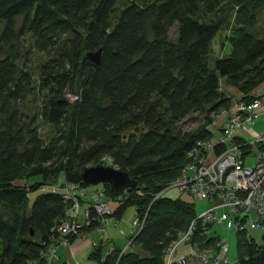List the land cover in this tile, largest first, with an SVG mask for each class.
Returning a JSON list of instances; mask_svg holds the SVG:
<instances>
[{"label":"trees","instance_id":"trees-1","mask_svg":"<svg viewBox=\"0 0 264 264\" xmlns=\"http://www.w3.org/2000/svg\"><path fill=\"white\" fill-rule=\"evenodd\" d=\"M226 3L236 9L232 52L213 58ZM28 35L35 49L52 52L41 66L43 104L30 123L12 102L35 90V76L10 56ZM100 49L96 65L88 54ZM0 54V264L41 262L60 237L54 228L70 203L53 186L30 203L29 192L42 187L39 178L62 173L61 186H86L82 168L103 156L136 183L120 192L104 187L117 202L113 217L135 207L145 219L132 244L147 254L114 250L104 264H165L167 249L197 213L194 202L156 195L178 177L197 142L212 137L215 116L230 108L221 82L243 100L256 98L253 91L264 83V0H0ZM195 113L204 122L182 128ZM39 118L52 126L50 144ZM55 157L57 166L44 165ZM202 231L193 244L197 237L204 245L216 239ZM238 235L235 264H264V243Z\"/></svg>","mask_w":264,"mask_h":264},{"label":"built area","instance_id":"built-area-1","mask_svg":"<svg viewBox=\"0 0 264 264\" xmlns=\"http://www.w3.org/2000/svg\"><path fill=\"white\" fill-rule=\"evenodd\" d=\"M235 99L230 108L223 109L215 116L216 122L226 116L223 124L217 127L220 134L213 133L210 139L198 141L189 152L190 161L165 189L177 188L192 201L210 200L214 203L211 208L197 214L187 231L171 244L166 251L165 264H182L181 259L185 258L186 261L190 257H198L203 263L212 260L215 264L229 262L227 254L230 248L224 239L218 240L214 250H204L201 243L195 241L194 253L177 255L182 243L194 241L199 226L204 235H208L210 225L215 222L228 223L236 233L245 231L248 224L264 230V137L256 134L255 139H251L237 134L238 131L251 133L253 126L263 115L264 98L257 95L249 102L241 97ZM249 155L256 158L254 167L247 164ZM105 160L108 161L107 165L118 169L110 157ZM165 190L156 195V198L164 195ZM53 191L61 192L70 206L66 218L54 228L60 235L58 240L43 253V261L33 260L30 264H53V260L58 258L57 247L70 246L72 238H85L88 234L85 228L93 220L97 222L94 228L97 230H102L113 221L111 198L104 185L100 188L69 182L62 189L55 187ZM84 198H88V201ZM144 223L145 219L136 211L129 246H133L134 238Z\"/></svg>","mask_w":264,"mask_h":264},{"label":"rangeland","instance_id":"rangeland-1","mask_svg":"<svg viewBox=\"0 0 264 264\" xmlns=\"http://www.w3.org/2000/svg\"><path fill=\"white\" fill-rule=\"evenodd\" d=\"M235 3L237 1H234ZM232 3H226L223 5L222 9L220 10V15L222 17H225L226 23L222 27L221 32L215 37L213 41V48H214V53L212 57H226L229 56L232 52L231 45L228 41V36L230 35L232 25L234 23L235 15H236V9L234 10L232 8ZM176 34V29L174 28L171 31L172 37L175 36ZM224 47V48H223ZM16 52L11 53V58L15 59L16 62L18 63L20 68H24L25 64H29L32 72L34 73V83L33 86L35 88L34 91L27 93L22 99L18 101H13L12 106L17 107L20 111V114L22 116V119L25 120L26 122H31L34 118V116L39 113L43 100H44V92L40 88V75H41V66L47 61V59L52 55L51 53H43L35 49L34 47V38L32 35H28L26 37H21L16 41ZM3 57V54H0V58ZM29 60V61H27ZM222 87L225 88L226 82H221ZM228 87V86H227ZM72 96V97H69ZM230 96V95H229ZM67 97L71 99V101H74L77 97L74 96L73 93L67 92ZM233 97V96H231ZM242 97V96H241ZM237 99V98H236ZM235 99V100H236ZM205 117L201 115L200 113H195L191 116H188L187 118L183 119L181 122V127L184 128L185 130H192L200 123L204 122ZM226 116H222L218 122L214 121V123L210 126L211 130L213 133L220 134L219 129L217 128L218 126H221L223 122L225 121ZM39 124V132L42 136V138L46 141V144H50L51 141L55 138L54 131L52 129V126L48 124H44L42 120L39 118L38 121ZM252 129L251 133H255V135L248 133L246 134L245 132L238 131L237 134L241 135H246L251 139H255L256 134H260L261 131L264 130V126L261 128L259 123L257 122ZM107 156H103L100 164L107 165L108 161L105 160ZM63 161L65 162L66 159L63 158ZM58 158L55 157L53 160L50 162L44 163L45 166H51L55 165L57 166ZM247 164L250 167H254L256 164V158L252 155H249L247 158ZM99 165V164H98ZM88 166H94L92 164H88ZM29 181H33V179L29 178ZM39 181L42 182V187L33 189L32 191L29 192V199L30 203H33L34 199L36 198L37 195L41 193H47L50 191L51 186L53 187H59L63 188L64 186H61L65 182V176L64 174H58L53 175L49 174L44 177L39 178ZM22 184L24 183L23 181H20ZM30 184V183H28ZM31 185V184H30ZM103 184L97 185V187H102ZM30 187V186H29ZM164 196L170 197V198H183L185 197L183 194L180 193V191L177 188H170L165 190ZM186 198V197H185ZM85 199V198H84ZM85 201H88V198L85 199ZM194 206L197 214H200L204 212L205 210L211 208L213 206L212 201H201V200H194ZM84 205V204H83ZM117 207V202L116 201H111V208L115 209ZM136 215V208L135 207H130L126 210L123 219L126 221L130 222L131 226V232L130 235L134 232V228L132 225V222L135 218ZM137 231V230H136ZM244 234L247 235L248 238L254 239L258 244H263L264 243V230L260 228L259 226L253 225V224H248L247 228L245 231H243ZM210 238H216L213 242L207 243V245H204V241L200 240V237H197L201 245L203 246L202 248L204 250H214L217 246L218 240L224 239L225 242L229 245V253L227 254L228 260L230 263H234L235 259H237L238 256V247H237V240H238V233L234 232L232 229H230L228 223H213L210 225L209 228V233L208 235ZM204 235V238L207 237ZM129 246V240L127 241ZM109 246H104L103 254L104 256L107 254V249ZM141 247L137 245L129 246V250H136ZM195 248L192 242H184L182 243L177 250V255H190L194 253Z\"/></svg>","mask_w":264,"mask_h":264},{"label":"crops","instance_id":"crops-1","mask_svg":"<svg viewBox=\"0 0 264 264\" xmlns=\"http://www.w3.org/2000/svg\"><path fill=\"white\" fill-rule=\"evenodd\" d=\"M224 90L230 96H233L232 102L234 98H240L242 96V94L235 87L226 86ZM253 94L261 95L264 98V83L257 87L253 91ZM258 123L261 128L264 126V112ZM257 135L264 137V130ZM182 199L193 202L187 197H183ZM207 201L210 202V200ZM115 209H113V211ZM123 216L120 219L113 217V221L106 225L102 230L94 229L88 231V234L85 238H76L72 240L71 245L68 247L59 245L57 247L58 258L53 260V264H104L107 256L112 251H130L129 246L127 247V241L129 240L131 226L130 222L123 219ZM107 245L109 248L107 249V254L104 256V246ZM135 251L141 256L147 255L146 252H144L141 248L136 249ZM235 262L236 259L234 263Z\"/></svg>","mask_w":264,"mask_h":264},{"label":"water","instance_id":"water-1","mask_svg":"<svg viewBox=\"0 0 264 264\" xmlns=\"http://www.w3.org/2000/svg\"><path fill=\"white\" fill-rule=\"evenodd\" d=\"M90 60L98 65L102 60V50H98L96 52H92L88 54ZM81 179L86 184V186H97L99 184H108L111 188L120 192L129 187L136 186L135 181L131 178V176L122 170L114 168L112 165H94V166H86L81 170ZM142 229L139 230L137 235L141 233ZM182 264H215L212 260L207 263H203L198 257H190L185 261V258L181 259ZM177 264H181L177 262ZM222 264H234L230 262H223Z\"/></svg>","mask_w":264,"mask_h":264}]
</instances>
